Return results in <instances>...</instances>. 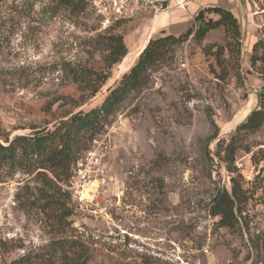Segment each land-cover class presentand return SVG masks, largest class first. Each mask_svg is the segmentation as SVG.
Masks as SVG:
<instances>
[{
    "label": "rangeland",
    "instance_id": "obj_1",
    "mask_svg": "<svg viewBox=\"0 0 264 264\" xmlns=\"http://www.w3.org/2000/svg\"><path fill=\"white\" fill-rule=\"evenodd\" d=\"M210 5L237 16L239 52L228 48L223 27L173 46L110 116L71 175L58 180L48 172L50 189L36 172L3 171L0 264H264V126L237 133L264 104V0L200 9ZM183 11L186 26L171 29L175 35L198 25V11ZM153 17L143 12L112 28L134 57L149 41ZM106 29L89 5L0 0L2 141L102 103L130 61L107 67ZM87 69L108 71L109 80L75 107L81 88L73 73ZM233 135L238 149L229 167L225 147ZM233 176L245 200L235 207V224L226 226L212 203L219 191L231 192ZM93 182L89 200L83 191Z\"/></svg>",
    "mask_w": 264,
    "mask_h": 264
},
{
    "label": "trees",
    "instance_id": "obj_2",
    "mask_svg": "<svg viewBox=\"0 0 264 264\" xmlns=\"http://www.w3.org/2000/svg\"><path fill=\"white\" fill-rule=\"evenodd\" d=\"M72 10L84 9L88 3L82 0H60ZM215 17L206 18V14ZM195 21L198 25L190 27L186 32L175 35L167 33L149 39L133 65L122 73L114 86L108 88V94L98 106L87 111L70 113L65 119L57 121L52 128L36 131L33 135H16L12 139L5 136L0 138V175L3 171L13 175L18 169L25 173H37L47 182L49 189L55 181L49 177L51 172L55 178L62 180V175H71L72 167L82 158L83 152L89 150L91 142L101 133L113 115L127 98L128 94L142 87L147 79L151 66L166 58L173 46L185 41L189 36L202 41L207 33L213 29L223 27L228 38L227 46L231 51L240 50L241 26L234 12L221 5H210L200 9ZM112 28L105 30L104 44L107 46V67L112 68L120 63L129 53L124 36L112 32ZM258 44L255 45V48ZM210 48V47H209ZM224 47L219 46L215 51L220 63ZM264 58V57H263ZM74 83L81 89L74 98V106L78 107L96 96L109 80V72L105 70L87 69L73 73ZM264 99V89L261 92ZM264 126V104L254 109L238 127V132H255ZM4 135H0L2 137ZM236 135L225 147V160L229 167L235 163L238 149ZM1 179V177H0ZM232 190L219 191L213 198L212 213L220 216V224L232 226L235 224L236 211L239 203L245 200V192L235 176L232 178ZM239 211V209H238ZM21 260L14 264H20Z\"/></svg>",
    "mask_w": 264,
    "mask_h": 264
},
{
    "label": "built area",
    "instance_id": "obj_3",
    "mask_svg": "<svg viewBox=\"0 0 264 264\" xmlns=\"http://www.w3.org/2000/svg\"><path fill=\"white\" fill-rule=\"evenodd\" d=\"M94 10L104 28H110L118 23L156 8L158 12L161 0H82ZM190 0H174L175 5L187 10Z\"/></svg>",
    "mask_w": 264,
    "mask_h": 264
},
{
    "label": "crops",
    "instance_id": "obj_4",
    "mask_svg": "<svg viewBox=\"0 0 264 264\" xmlns=\"http://www.w3.org/2000/svg\"><path fill=\"white\" fill-rule=\"evenodd\" d=\"M221 1L222 0H190L186 11L190 10L192 13H195L205 5L221 3ZM158 6H162L164 8L160 9L158 12L156 11V8H151L149 10L150 12H153L154 17L152 20L155 24V28L152 30V32H150V29L146 30L145 35L149 34L150 32L148 39L156 37L153 33L156 32L157 29L158 32L166 31L163 34H167L171 33V29L181 27L182 25L186 26L184 23L186 20V12L178 8L175 5L174 0H161L160 5ZM178 32H180V30ZM178 32L174 33L177 34ZM163 34H159L158 36Z\"/></svg>",
    "mask_w": 264,
    "mask_h": 264
},
{
    "label": "bare ground",
    "instance_id": "obj_5",
    "mask_svg": "<svg viewBox=\"0 0 264 264\" xmlns=\"http://www.w3.org/2000/svg\"><path fill=\"white\" fill-rule=\"evenodd\" d=\"M139 55H140V53H139ZM139 55H138V56H139ZM127 56L130 57V61H129V64H128L129 66H130V65H133V63L135 62V60H136L137 57H138V56H137V57H134V55L131 54V51H130V53H129ZM127 56H126V57H127ZM126 57H125V58H126ZM124 60H125V59H124ZM123 62H124V61H123ZM123 62H122L121 64H123ZM129 66H128V67H129ZM128 67H127V68H128ZM120 68H121V65H120ZM92 184H93V185L90 184L89 186L84 187V191H83V192H84V193H83V196H84L85 198L89 199V200H91V199L94 197V192H95V189H96V188L94 189V187H95L94 184H95V183L93 182ZM95 193H96V192H95Z\"/></svg>",
    "mask_w": 264,
    "mask_h": 264
},
{
    "label": "water",
    "instance_id": "obj_6",
    "mask_svg": "<svg viewBox=\"0 0 264 264\" xmlns=\"http://www.w3.org/2000/svg\"><path fill=\"white\" fill-rule=\"evenodd\" d=\"M130 67H131V65L125 71H127ZM125 71L121 72V74L124 73Z\"/></svg>",
    "mask_w": 264,
    "mask_h": 264
}]
</instances>
